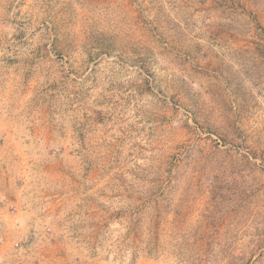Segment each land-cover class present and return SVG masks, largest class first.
<instances>
[{"label": "rangeland", "instance_id": "1", "mask_svg": "<svg viewBox=\"0 0 264 264\" xmlns=\"http://www.w3.org/2000/svg\"><path fill=\"white\" fill-rule=\"evenodd\" d=\"M0 264H264V0H0Z\"/></svg>", "mask_w": 264, "mask_h": 264}]
</instances>
